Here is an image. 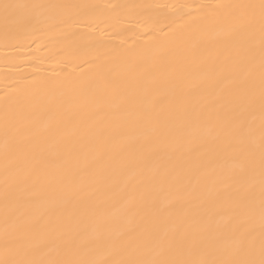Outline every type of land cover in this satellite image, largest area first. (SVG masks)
<instances>
[{"label": "snow or ice", "instance_id": "snow-or-ice-1", "mask_svg": "<svg viewBox=\"0 0 264 264\" xmlns=\"http://www.w3.org/2000/svg\"><path fill=\"white\" fill-rule=\"evenodd\" d=\"M80 5L21 4L2 0L0 19L5 33L22 24L39 23L43 11L53 8H82ZM193 9L188 15L196 27L181 33L179 41L195 50L202 38V27L215 29V39L221 46L216 54L205 60L206 68L199 84L211 89L210 98L200 105L197 116L207 122L193 130L191 120L179 124V141L173 150L194 156L185 169L187 180L180 174L172 176L182 183L183 192L150 208L148 226L141 229L140 222L120 232L109 245V254L119 258L91 259L89 245L99 239L102 213L90 203L100 186L113 180L120 168L132 169L129 180L136 176V168L147 159L143 154L130 159L118 152L112 142L111 130L96 127L92 132L94 152L90 165L69 167L68 161L76 155L75 145L53 141L56 150L46 151L35 139L30 126H10L5 118L6 158L19 144L29 145L23 158L14 157L6 170L4 198L6 210L0 229V264H264V126L257 144L251 128H245L244 113L251 115L259 104L264 119V0L215 5L168 6ZM181 19H183L181 17ZM182 67L177 65L164 77L163 83L177 87ZM259 78L258 91L256 78ZM190 89H181L174 97L176 112L188 109ZM101 118L120 119L129 106L137 109L138 121L153 127L144 136L145 142L153 137H175L176 125L160 122V111L151 101L145 103L135 96L120 95L115 85L94 91L86 98ZM47 127V126H45ZM13 142V143H10ZM211 147L207 162L201 159V149ZM227 155L233 160L228 172L221 171L216 181L220 188H205L202 176L212 159ZM119 157V159L117 158ZM58 175H52L51 170ZM151 169L149 179L157 174ZM171 175L166 171L163 184ZM259 184L260 202L255 205L251 194ZM17 190L27 192L23 198L10 200ZM228 195L221 206L229 214V224L223 232L201 225L188 217H175L169 211L173 199L196 200L216 204L221 192ZM143 197L126 207L132 215L144 209ZM145 217L140 216L143 221ZM135 234V235H133Z\"/></svg>", "mask_w": 264, "mask_h": 264}, {"label": "bare ground", "instance_id": "bare-ground-1", "mask_svg": "<svg viewBox=\"0 0 264 264\" xmlns=\"http://www.w3.org/2000/svg\"><path fill=\"white\" fill-rule=\"evenodd\" d=\"M2 2V0H0ZM21 4L80 5L82 8H53L43 11L41 21L13 27L7 34L0 19V229L3 226L6 201L3 195L7 169L14 157L23 158L29 145L19 144L5 156V118L10 126H30L35 139L41 141L46 151L56 150L53 141L75 145L76 155L68 161L69 167L83 168L90 165L94 152L92 132L96 127L111 130L112 142L117 151L130 159L141 154L146 161L136 168V176L129 180L132 169L123 167L111 181L100 186L90 198L102 213L100 220L103 235L90 242L89 258L116 259L109 254V245L120 232L140 222L141 229L148 226L150 208L172 199L183 192L182 183L172 180L180 174L187 180L185 169L194 154L173 150L180 137L179 124L191 120L202 129L203 117L197 116L200 105L210 98L211 89L198 83L205 74V60L217 53L221 46L215 39V29L202 27L199 46L191 50L178 39L196 27L188 15L193 9L168 7L179 5H215L239 3L248 0H11ZM181 17L183 19H181ZM181 66L176 89L164 84V77L174 66ZM257 91L259 78H256ZM107 85H115L120 95L135 96L145 103L151 101L160 111V122L177 126L175 137H153L150 142L144 136L153 127L151 123L138 121L137 109L129 106L120 119L97 115L84 104L87 97ZM181 89H190L188 109L178 113L174 97ZM245 128L250 127L252 139L258 144L264 119L259 104L243 117ZM47 126V127H45ZM10 143H13L10 141ZM205 162L211 155V147L201 149ZM119 159V157H117ZM233 160L227 155L212 159L202 176L205 188H220L214 183L218 174L228 172ZM157 169L151 176L150 170ZM171 170L163 184L160 177ZM52 175L58 171L51 170ZM27 192L17 190L10 200L23 198ZM228 191L221 192L216 204L196 200L173 199L169 211L175 217H188L201 225H211L223 232L227 239L229 214L221 206ZM143 197L145 207L139 215H132L126 207ZM259 206L260 190L257 183L251 194ZM143 215L145 219L140 220ZM135 235V234H133ZM2 254V249H0Z\"/></svg>", "mask_w": 264, "mask_h": 264}]
</instances>
